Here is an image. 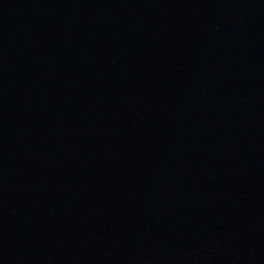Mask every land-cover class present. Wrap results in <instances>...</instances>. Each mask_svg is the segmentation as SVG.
<instances>
[{
  "label": "water",
  "instance_id": "obj_1",
  "mask_svg": "<svg viewBox=\"0 0 264 264\" xmlns=\"http://www.w3.org/2000/svg\"><path fill=\"white\" fill-rule=\"evenodd\" d=\"M0 264H264V0H0Z\"/></svg>",
  "mask_w": 264,
  "mask_h": 264
}]
</instances>
